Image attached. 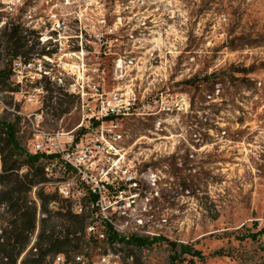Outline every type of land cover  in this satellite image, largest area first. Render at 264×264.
<instances>
[{"label": "rangeland", "instance_id": "obj_1", "mask_svg": "<svg viewBox=\"0 0 264 264\" xmlns=\"http://www.w3.org/2000/svg\"><path fill=\"white\" fill-rule=\"evenodd\" d=\"M8 5L14 9L6 11ZM58 18L67 24L61 37L52 30ZM12 30L19 48L7 46L5 35ZM120 57L134 64L118 68ZM6 66L13 71L0 78V120L15 124L28 150L35 128L74 129L83 120L84 101L98 103L93 96L136 94L137 105L114 122L124 133L118 148L137 170L139 185L108 214L127 232L162 235L203 256L184 254L172 263L167 242L145 248L121 244L116 262L264 264V235L247 236L264 227V0H0V70ZM73 85L85 87V100ZM163 92L171 100L184 97L189 111H208L201 149L191 147L196 142L190 119L197 114L178 111V105L171 115L150 114L158 109L151 99ZM37 113L43 116L39 127ZM160 118L162 131L156 130ZM4 138L0 126V147ZM149 169L162 176L152 200L146 195ZM27 171L22 166L20 173ZM53 184L48 181L46 191ZM39 189L28 191L38 206ZM71 204L74 212L82 205L87 215L95 212L83 197L59 199L50 208L67 210ZM4 211L0 207V232L7 226ZM137 219L144 221L139 231ZM83 246L95 263L108 247L114 250L103 243Z\"/></svg>", "mask_w": 264, "mask_h": 264}, {"label": "built area", "instance_id": "obj_2", "mask_svg": "<svg viewBox=\"0 0 264 264\" xmlns=\"http://www.w3.org/2000/svg\"><path fill=\"white\" fill-rule=\"evenodd\" d=\"M14 2L13 4H15ZM6 11H12L14 7L8 5L4 8ZM144 29L148 26L146 21L141 23ZM67 27L65 21L60 18L54 20L52 30L58 33L61 37V31ZM134 35L131 34V37ZM134 64V59H126L120 57L117 60V67L123 68L124 66H131ZM61 80V79H60ZM71 90L75 93L81 94L85 100L88 92L85 87L77 89L74 85ZM220 85H216V93L220 92ZM18 94V92H17ZM97 94V93H96ZM129 92H111L104 97L100 93L99 97H92L98 103L92 105L89 101H84V116L80 124L72 130H58L53 132L44 131L35 128L33 148L29 152H46L58 154L60 161L48 162L45 166L46 175L53 184V191H57L62 197L70 201H76L78 198L83 197L88 205L95 207V212L92 213L91 218L99 221L111 223L120 235L128 237L135 232H127L123 226L118 224L112 215H109V208H120V199L124 198L127 191L132 188L136 190L138 187V173L133 166L126 162L125 154L121 153L118 148L119 143L123 140L124 133L119 130V124L114 122V119L119 115H126L130 110L137 105V96L135 93L129 95ZM170 93H161L160 97H153L151 99L153 110L152 115H171L170 105H178V111L185 109V112L197 114L190 119V129L194 132L193 137L195 144L191 147L196 149V144L200 147L203 136L202 132L206 131V125L209 121L207 114L208 111L191 110V103H187L184 97H176L171 100ZM212 98V95H208ZM209 104V102H208ZM2 108V106H0ZM37 120V127L43 120L42 114L35 115ZM198 118V119H197ZM211 121V120H210ZM164 120L161 118L156 122V130L162 131V123ZM218 123V122H215ZM213 134V128H209ZM159 133V132H158ZM225 134L226 131H223ZM186 140V137L184 136ZM187 141V140H186ZM188 142V141H187ZM193 156V154L191 155ZM70 166L74 170L73 176H65L66 168ZM100 173V177L95 174ZM162 176L159 173L149 169L146 176L147 184L151 189V200L159 195V187ZM96 195V200L85 198L86 195ZM136 193V194H135ZM129 196V206L135 204V197L137 192ZM74 210V209H73ZM78 214L86 212V207L83 205L78 207L75 211ZM126 214V211L124 212ZM143 220L137 219L135 230L143 226ZM144 231V230H141ZM87 233L97 234L101 239H105V233L98 231L95 223H89L87 226ZM120 244H116L114 250L108 247L103 253L99 255L98 263L91 262L85 257V254H74L69 257L66 253L60 252L56 254L49 264H119L115 258H120L121 251L117 248ZM130 260L133 262L134 257L131 255Z\"/></svg>", "mask_w": 264, "mask_h": 264}, {"label": "trees", "instance_id": "obj_3", "mask_svg": "<svg viewBox=\"0 0 264 264\" xmlns=\"http://www.w3.org/2000/svg\"><path fill=\"white\" fill-rule=\"evenodd\" d=\"M5 38L9 48L20 47V37L15 30L8 32ZM12 71V67H4L0 70V78H10ZM2 83L0 81V84ZM15 90L17 89H12ZM0 126L5 135V147H0L2 154L0 207L4 208L7 214V217L3 218L7 226L0 232V264H49L60 252L71 257L84 253V244L86 247L88 244L97 246L101 243L112 247L119 243L145 248L159 242H167L172 250L170 255L172 263L179 261L184 254L203 256L200 250L188 244H179L162 235L145 236L132 233L128 237L122 236L109 222L91 218L92 215L86 213H75L72 204L67 210L64 206L58 211L52 210L50 206L53 202L59 199L70 201L57 191H46L44 187L50 181L45 166L48 162H61L58 154L31 153L21 146L14 123L0 120ZM22 166H27L28 171L21 174ZM74 173L68 166L64 174L73 176ZM33 187H40L37 193L41 200L40 206L31 203L28 197V191ZM85 198L96 200L97 196L88 193ZM93 209L96 210L95 207ZM38 214L42 216L39 218ZM38 223L41 226L40 230L35 243L30 246L32 237L38 230ZM89 223H95L98 231L104 232L106 238L101 239L97 234H88ZM259 235H264V227L258 232L248 233L247 236L255 239ZM136 264L143 263L137 259Z\"/></svg>", "mask_w": 264, "mask_h": 264}, {"label": "bare ground", "instance_id": "obj_4", "mask_svg": "<svg viewBox=\"0 0 264 264\" xmlns=\"http://www.w3.org/2000/svg\"><path fill=\"white\" fill-rule=\"evenodd\" d=\"M175 106V105H174ZM173 105H170V113H173L175 111V107ZM177 109V108H176Z\"/></svg>", "mask_w": 264, "mask_h": 264}]
</instances>
